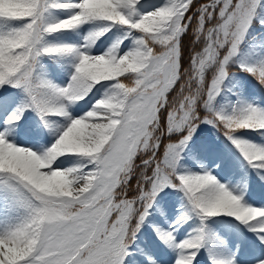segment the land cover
I'll use <instances>...</instances> for the list:
<instances>
[{
  "label": "snow or ice",
  "instance_id": "6c2138e0",
  "mask_svg": "<svg viewBox=\"0 0 264 264\" xmlns=\"http://www.w3.org/2000/svg\"><path fill=\"white\" fill-rule=\"evenodd\" d=\"M68 33L79 41L59 39ZM242 46L264 52V0H0V264H156L136 241L166 189L188 206L168 229H153L174 264H197L208 221L220 217L255 238L210 264H264V208L203 164L181 170L208 125L264 180V145L242 135L264 138V108L242 89L230 111L216 107L233 64L264 88V60L239 62ZM203 149L218 151L210 140ZM193 215L200 227L177 241Z\"/></svg>",
  "mask_w": 264,
  "mask_h": 264
},
{
  "label": "rangeland",
  "instance_id": "374dc122",
  "mask_svg": "<svg viewBox=\"0 0 264 264\" xmlns=\"http://www.w3.org/2000/svg\"><path fill=\"white\" fill-rule=\"evenodd\" d=\"M152 2L159 6L163 4L164 0H152ZM65 36L66 38H64ZM73 37L71 33H68L60 36L59 39L61 41L64 39L63 41L74 42L75 40V42H77V38L75 39ZM237 60L247 64H258L260 61L264 60V52L253 51L242 46L241 56H239ZM44 63L48 65L49 68L53 67V62L47 58H45ZM231 66L237 67L236 64ZM50 78L58 84L66 83L68 79L67 75L57 73H53ZM230 79L231 83L225 81V85L227 86L225 92L222 93L220 97H217V109H228L230 111L231 105L235 103L236 97L238 98L240 95V89L243 91V97H245L243 99L246 103L248 102L246 98H248L250 101L252 100V102L255 101L260 108H264V88H261L252 76L241 71L235 73L234 77ZM10 93L16 103H19L23 98L19 90L11 89ZM99 98L100 95L97 94L92 103H95L96 99ZM90 108L91 105L80 108L78 109V114L83 115L86 111L90 110ZM25 115L28 117L29 121L39 123V117L35 112H28L25 113ZM52 121L57 126L63 124V121L59 118H52ZM45 132L48 140L54 142L55 136L49 133L47 129H45ZM213 133L214 130L211 129L210 126L201 125L200 129L197 130V134L193 137L189 149H186L183 154L184 158L181 160V170L200 172L201 164H203L205 170H211L214 175L219 173L220 175H218L217 178L221 183H224L229 190L233 191L234 194L240 195L238 191L244 190L241 192V196L245 204L257 208H264V180H260L258 172L247 165V162L244 161L239 152H234L235 150L232 149L233 146L225 140L223 136L217 138ZM242 135L246 140L264 145V138L261 137L260 133L247 132ZM208 140L215 143L218 151L208 152L203 149V144ZM20 146L26 145L21 144ZM48 146H50V144ZM231 153H235L234 155L238 157L235 156V160L234 157H232V160L229 159ZM227 156H229L228 160H226ZM218 158H224L226 160L224 169L215 166V161ZM261 172H264V170H261ZM243 174L246 175V179H242ZM186 210H188V206L187 202L182 199V194L172 189H166L164 193H161L157 197V204L154 205L151 215L141 228L140 233H138V239L136 241L140 246L138 254H141L144 260H147L151 254V259L156 260V264H174L176 254L161 244L156 238L153 229H168L169 225L173 224L181 213ZM189 214L191 215L190 211ZM199 227L200 222L193 215L192 219L187 223H184L182 226H177V231L175 233L177 241L184 240L190 234H195L193 230ZM208 227L211 232V238L206 243V247L200 251L197 257V264H210L209 258H205V254L209 253L210 250H216L217 247L221 248V245H223L221 255L215 256L218 259L227 258L229 253L236 252V245L240 241H251L255 238L253 233L249 232L247 228L231 217L213 218L208 221ZM151 240L155 243L153 244ZM157 256H159L158 260L156 259Z\"/></svg>",
  "mask_w": 264,
  "mask_h": 264
},
{
  "label": "bare ground",
  "instance_id": "6f19581e",
  "mask_svg": "<svg viewBox=\"0 0 264 264\" xmlns=\"http://www.w3.org/2000/svg\"><path fill=\"white\" fill-rule=\"evenodd\" d=\"M74 37L73 38H77L78 39V36H75V35H73ZM77 41V40H76ZM74 42H75V40H74ZM69 44H71V43H69ZM247 100H248V102L247 103H252L251 101H250V99H248V98H246ZM240 189V188H239ZM242 189V188H241ZM244 191V190H243ZM243 191H240V195H241V192H243ZM239 192V191H238ZM150 233V232H149ZM147 234H148V232H147ZM146 235V234H145ZM220 238V237H219ZM151 239H152V237H151ZM231 239V238H230ZM216 240V239H215ZM152 241V240H151ZM226 242V241H225ZM152 243H153V241H152ZM155 243V242H154ZM153 243V244H154ZM227 243V242H226ZM225 243V244H226ZM230 243V242H229ZM210 245V244H209ZM215 245V244H214ZM150 246V245H149ZM159 246V245H158ZM222 247L221 248H219V247H217V249L216 250H210L209 251V253H207V254H205V258H209L210 256H219V255H221V253H222V249H223V245H221ZM211 247V246H210ZM174 254V253H173ZM224 254V253H223ZM175 255V254H174ZM174 259V258H173ZM175 260V259H174ZM199 262V261H198ZM202 262V261H201Z\"/></svg>",
  "mask_w": 264,
  "mask_h": 264
},
{
  "label": "trees",
  "instance_id": "16d2710c",
  "mask_svg": "<svg viewBox=\"0 0 264 264\" xmlns=\"http://www.w3.org/2000/svg\"><path fill=\"white\" fill-rule=\"evenodd\" d=\"M185 44L186 45L188 44V40L187 39L185 40ZM168 139L170 140L171 138L169 137ZM130 184H132V188L134 189L135 188V177L130 181Z\"/></svg>",
  "mask_w": 264,
  "mask_h": 264
}]
</instances>
